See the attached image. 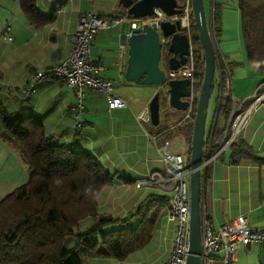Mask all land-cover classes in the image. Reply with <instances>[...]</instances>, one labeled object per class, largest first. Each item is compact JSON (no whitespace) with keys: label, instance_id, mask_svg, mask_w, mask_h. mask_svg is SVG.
Instances as JSON below:
<instances>
[{"label":"crops","instance_id":"crops-1","mask_svg":"<svg viewBox=\"0 0 264 264\" xmlns=\"http://www.w3.org/2000/svg\"><path fill=\"white\" fill-rule=\"evenodd\" d=\"M117 1L96 5L95 0H35L37 9L46 16L56 9L54 21L38 28L27 20L18 2L0 0V104L8 114L37 116L47 136L54 142L85 150L94 156L112 176L111 184L98 197V214L125 219L150 199L162 197L168 200L172 197L167 169L151 139L162 137L166 141H174L180 136L160 135L153 128L170 125L174 131L192 120H184L187 110H164L160 112L159 126L151 125L148 105L157 91L165 94L166 86H139L125 79L127 46L124 37H129L127 23L99 31L91 49L93 61L103 68L101 78L110 81L113 88L116 85L124 88L123 92L113 93L127 106L109 111L106 96L96 90H88L84 128L80 133L74 129L72 108L76 96L63 81L46 79L37 83L34 94L25 103L11 98L5 89L11 86L20 90L33 83L38 72L63 61L71 51L72 35L80 16L94 13L103 18L127 19L126 11ZM207 5V26L215 58L219 61L216 62L215 79L218 81L222 77L228 80L234 97L242 101V110L251 109L249 124L236 139L250 147L261 163L241 161L234 164L232 150L226 148L210 166V178L206 180L202 177L201 220L207 218L221 225L244 217L250 228L263 229L264 82L258 64L247 59L237 0H208ZM164 72L167 74L168 70ZM217 89L219 94V87ZM255 95L263 96V101L256 102ZM215 116L216 109L209 128H206L205 143ZM173 119H177L175 126L170 124ZM1 131L0 119V200L28 178L19 152L1 137ZM221 142L222 137L219 146ZM152 177L155 181L161 180L163 188L152 182L146 183ZM137 183L143 185L137 187ZM167 211L159 218L150 244L142 251L132 254L124 262L98 258L87 259L84 264H160L167 261L175 237V225L165 219ZM90 225L89 219L82 223L83 228ZM67 246H71V242ZM254 247L250 251L240 247L236 259L228 264H264V255L256 250L259 246Z\"/></svg>","mask_w":264,"mask_h":264},{"label":"trees","instance_id":"trees-1","mask_svg":"<svg viewBox=\"0 0 264 264\" xmlns=\"http://www.w3.org/2000/svg\"><path fill=\"white\" fill-rule=\"evenodd\" d=\"M12 1L19 3L27 20L38 28L54 21L56 9L46 16L37 9L35 0ZM237 3L247 59L258 64L264 82V0ZM191 28L195 42L192 120L174 131L170 125L153 128L160 135L175 134L188 143L192 140L196 95L204 75L194 23ZM215 61L219 63L218 58ZM16 98L23 103L29 99L19 95L13 99ZM229 110V104H223L218 96L215 123L205 143L213 153L223 136ZM0 119L1 137L16 147L28 174L25 183L0 200V264H84L87 259L98 258L124 262L150 244L159 218L169 207V199H150L125 219L99 215L98 197L111 184L112 176L94 156L54 142L37 116L8 114L0 104ZM74 129L77 132L75 116ZM230 148L234 164L261 163L256 153L239 139ZM210 168L203 172L206 180L210 178ZM87 219L91 225L83 228Z\"/></svg>","mask_w":264,"mask_h":264},{"label":"built area","instance_id":"built-area-1","mask_svg":"<svg viewBox=\"0 0 264 264\" xmlns=\"http://www.w3.org/2000/svg\"><path fill=\"white\" fill-rule=\"evenodd\" d=\"M156 17L152 19H123L103 18L94 13L80 16L76 30L72 35V48L69 55L57 66L46 71L39 72L34 77V82L22 87L20 90L11 86L5 89L11 98L22 96L28 99L35 92L37 83L44 79L58 78L62 80L76 96V103L73 107L76 121V130L80 132L84 128L83 116L85 113V99L88 90H96L106 96L108 110L125 108L126 103L117 98L113 93V84L101 78L103 70L101 65L92 59V45L95 35L104 29L120 25L122 22L129 24L130 33H143L146 25L159 24L161 22H173L176 18H166L158 10H154ZM188 15V11L186 12ZM184 26L190 30L188 22L183 21ZM190 37V32H189ZM164 43V40L161 39ZM185 66L178 70H168L165 80H190L191 96L188 98L189 106L184 120L191 118L194 108L193 86H194V53L192 48ZM223 61L224 59L221 58ZM216 73V69H215ZM223 83V84H222ZM264 85V83L262 84ZM261 85V86H262ZM219 87V96L223 104L230 106L228 121L222 136V142L217 151L213 153L210 145H204L203 164L201 171L215 163L230 144L236 140L238 134L244 130L250 121V110H242V101H238L231 92V84L228 80L214 78L213 89ZM256 102L263 101V96L255 95ZM157 153L160 155L169 176L171 183L172 197L169 199V207L166 214V221L175 225V237L170 258L160 264H186L190 249V175L183 165L182 151L184 139L179 137L174 141H166L162 137L151 139ZM205 143V141H204ZM152 182L163 188L162 181H155L154 177L146 183ZM145 183V184H146ZM143 183H137L141 187ZM201 264H216L221 262L228 264L230 260L236 259L237 251L243 247L247 251L254 246L264 249V228L252 229L247 225L244 217H238L232 222L221 225L214 224L210 219L201 220Z\"/></svg>","mask_w":264,"mask_h":264},{"label":"water","instance_id":"water-1","mask_svg":"<svg viewBox=\"0 0 264 264\" xmlns=\"http://www.w3.org/2000/svg\"><path fill=\"white\" fill-rule=\"evenodd\" d=\"M121 7L127 17L132 20L152 17L154 10L159 9L166 16L181 14L176 0H122ZM193 22L198 33L200 59L204 64L203 81L200 87L195 108L193 133L191 140L190 165L187 172L190 175V249L186 264H201V195H202V160L206 133V120L210 96L213 90L215 77V51L212 38L207 26L204 1L192 0ZM161 39L168 40L165 45ZM127 61L124 77L126 80L139 86L160 87L166 86L165 94L169 106L180 112L188 109L191 96L190 80H169L165 82V72L159 67L162 59V48L167 47L171 54L167 70L175 71L185 66L189 57V41L181 33L178 22H161L146 25L143 33L133 34L126 38ZM160 91L151 99L149 119L153 127L160 124Z\"/></svg>","mask_w":264,"mask_h":264},{"label":"rangeland","instance_id":"rangeland-1","mask_svg":"<svg viewBox=\"0 0 264 264\" xmlns=\"http://www.w3.org/2000/svg\"><path fill=\"white\" fill-rule=\"evenodd\" d=\"M95 1H96V5H106V4H110L112 2V0H95ZM203 1H204L205 12L207 14V12H208V5H207L208 4V0H203ZM164 52H165V50H164ZM159 67L161 69H164L165 71L167 70V68L164 65V57H163V59H161V62L159 63ZM123 91H124V88L122 87V85H116L113 88V92L114 93L123 92ZM218 95H219L218 94V89L217 88H214L213 91H212V93H211L210 101H209V106H208V114H207V120H206V128L207 129L210 126L213 113H214V111L216 109V100H217ZM198 96H199V94L196 95L197 100H198ZM164 110H168L170 112L173 111V109L168 104V99H167L166 94H161V96H160V112H162ZM176 120L177 119H173L170 122V124L173 123V126H175V124L177 123ZM171 128H174V127H171ZM170 130L173 131V129H170ZM190 151H191V143H188L186 141L184 143V148H183V151H182L183 165H184L185 168H188L189 165H190V154H191ZM254 248L255 247H253V249ZM253 249H252V251H253ZM260 249H262V248H260ZM260 249L258 247L256 250L259 251V252H262V254L264 255V249H262V250H260Z\"/></svg>","mask_w":264,"mask_h":264},{"label":"flooded vegetation","instance_id":"flooded-vegetation-1","mask_svg":"<svg viewBox=\"0 0 264 264\" xmlns=\"http://www.w3.org/2000/svg\"><path fill=\"white\" fill-rule=\"evenodd\" d=\"M121 1L122 0H118L117 1V3H118V5L121 7ZM176 4H177V6H178V9L181 11V14H179V15H174V16H171L170 18H176V20L175 21H173V22H171V23H176V22H178L179 24H180V29H181V33L183 34V35H185L186 37H187V39H188V41H189V55H190V53H191V51H190V49L192 48V50H193V53H194V56H195V42H194V40H193V35H192V28H191V26H192V23H194L193 22V8H192V0H176ZM159 10V9H158ZM160 11V10H159ZM188 11V15L186 14V12ZM161 12V11H160ZM162 14H163V16L166 18V15L163 13V12H161ZM206 15V14H205ZM156 17V15H155V12H154V16H152V17H146V18H148V19H152V18H155ZM168 17V16H167ZM118 18V17H117ZM126 18H128V17H126ZM146 18H140V19H136V20H141V19H146ZM124 19V18H123ZM183 21H186V22H188L189 23V25H190V30L189 29H187L185 26H184V22ZM166 22H170V21H166ZM122 23H124V22H122ZM128 25V29H129V31H128V33H130L131 31H130V26H129V24H127ZM209 29V28H208ZM189 32H190V37H189ZM127 33V34H128ZM209 33H210V31H209ZM135 34V33H134ZM133 35V34H132ZM210 36H211V33H210ZM212 38V37H211ZM168 42V40H164V43H163V45H165V43H167ZM200 49V48H199ZM164 50H166L167 51V47L166 46H164L163 48H162V59H163V57H164V65H165V67L167 68V65H168V60L169 59H171V54H169L168 52L167 53H165L164 52ZM166 60V61H165Z\"/></svg>","mask_w":264,"mask_h":264},{"label":"clouds","instance_id":"clouds-1","mask_svg":"<svg viewBox=\"0 0 264 264\" xmlns=\"http://www.w3.org/2000/svg\"><path fill=\"white\" fill-rule=\"evenodd\" d=\"M216 59V58H215ZM216 62V61H215ZM215 69H216V64H215ZM215 78V77H214ZM213 91V90H212ZM193 97H194V94H193ZM187 169V168H186Z\"/></svg>","mask_w":264,"mask_h":264},{"label":"bare ground","instance_id":"bare-ground-1","mask_svg":"<svg viewBox=\"0 0 264 264\" xmlns=\"http://www.w3.org/2000/svg\"><path fill=\"white\" fill-rule=\"evenodd\" d=\"M162 43V42H161Z\"/></svg>","mask_w":264,"mask_h":264}]
</instances>
